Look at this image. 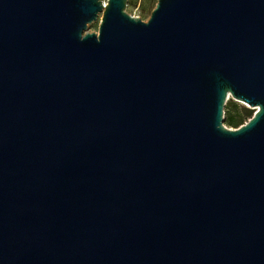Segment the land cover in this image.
Here are the masks:
<instances>
[{"label":"water","instance_id":"95a60500","mask_svg":"<svg viewBox=\"0 0 264 264\" xmlns=\"http://www.w3.org/2000/svg\"><path fill=\"white\" fill-rule=\"evenodd\" d=\"M127 2L0 0V264H264V0Z\"/></svg>","mask_w":264,"mask_h":264},{"label":"rangeland","instance_id":"374dc122","mask_svg":"<svg viewBox=\"0 0 264 264\" xmlns=\"http://www.w3.org/2000/svg\"><path fill=\"white\" fill-rule=\"evenodd\" d=\"M103 1H106V0H103ZM143 2H145V0H130V2H127L126 12L133 17L140 18L143 22H147L152 11L150 12V8H143L142 6ZM100 17L101 15L99 16L97 21L91 23L88 26L89 33H97L99 22H100ZM244 109H247L245 105L239 102L233 101V100H228L226 105L224 106V119L227 116H230L232 112L235 110H237L238 114L240 115ZM250 118L251 116H244L243 118L244 123L242 125L246 124L248 120H250ZM224 126L228 129H235L233 127H228V125L225 124V120H224Z\"/></svg>","mask_w":264,"mask_h":264},{"label":"trees","instance_id":"16d2710c","mask_svg":"<svg viewBox=\"0 0 264 264\" xmlns=\"http://www.w3.org/2000/svg\"><path fill=\"white\" fill-rule=\"evenodd\" d=\"M128 2H130V0H128ZM156 3L157 0H145L142 6L143 8H150V12H151L154 9ZM243 118L244 115L242 113L239 115L237 110H235L232 112L230 116H227L225 118V124H227L228 127H233L236 129L242 126V124L244 123Z\"/></svg>","mask_w":264,"mask_h":264}]
</instances>
